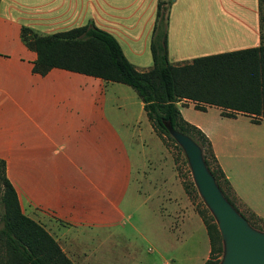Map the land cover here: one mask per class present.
I'll return each mask as SVG.
<instances>
[{"label":"crops","instance_id":"obj_1","mask_svg":"<svg viewBox=\"0 0 264 264\" xmlns=\"http://www.w3.org/2000/svg\"><path fill=\"white\" fill-rule=\"evenodd\" d=\"M178 6L167 17L171 65L259 44L258 0H183ZM155 7L156 0H0V159L21 213L72 264L138 259L134 240L117 229L113 212L125 213L123 206L149 221L169 264H203L209 255L206 230L137 95L124 84L60 68L36 74L35 53L21 40L22 28L46 35L92 23L140 57L144 48L138 51L137 43L149 40ZM119 45L137 71L151 67L150 52L141 65ZM176 105L209 139L235 197L264 219V119L222 116L207 104L198 110L185 99Z\"/></svg>","mask_w":264,"mask_h":264},{"label":"trees","instance_id":"obj_2","mask_svg":"<svg viewBox=\"0 0 264 264\" xmlns=\"http://www.w3.org/2000/svg\"><path fill=\"white\" fill-rule=\"evenodd\" d=\"M168 3L169 0L165 3L156 0L148 42L152 65L146 71H137L124 57L116 38L92 23L46 35L22 28L21 40L35 53L31 70L36 74L44 75L52 68H60L130 87L141 101L145 116L158 138L161 139L160 134H163L181 151L167 131L164 125L167 123L199 146L203 162L221 194L239 213L225 193V188L232 189L214 157L209 139L181 117L176 103L181 99L190 100L193 108L198 110L205 109L203 104L214 105L220 108L222 116L234 117L239 112L253 123H258L256 118L264 119V0H258L260 41L257 46L195 57L181 65H171L167 61ZM211 160L215 162L214 167ZM195 211L206 230L210 247L203 264H218L222 244L214 219L205 206ZM239 214L251 227L259 229L254 222ZM252 216L264 224V219L254 213ZM0 264H72L52 237L21 213L2 159Z\"/></svg>","mask_w":264,"mask_h":264},{"label":"water","instance_id":"obj_3","mask_svg":"<svg viewBox=\"0 0 264 264\" xmlns=\"http://www.w3.org/2000/svg\"><path fill=\"white\" fill-rule=\"evenodd\" d=\"M164 125L181 148L196 191L216 224L222 244L218 264H264V231L251 227L223 197L203 162L199 146L167 123Z\"/></svg>","mask_w":264,"mask_h":264},{"label":"rangeland","instance_id":"obj_4","mask_svg":"<svg viewBox=\"0 0 264 264\" xmlns=\"http://www.w3.org/2000/svg\"><path fill=\"white\" fill-rule=\"evenodd\" d=\"M164 3L166 0H163ZM173 0H169V3L166 8L167 15L170 12H176L178 5L183 2V0H175L174 5L171 4ZM186 2H194V1H202V0H184ZM208 2H215V0H206ZM224 1V0H222ZM225 20H228L226 16L223 17ZM119 44L123 47V50L127 56V58L131 62H139V64H143L146 59H149V50H148V42H145L144 45L142 42L137 43L138 51H142V47L144 48V54L140 57H134L130 55L131 53L126 50L127 44L125 46V43H121L118 41ZM125 46V47H124ZM167 61L170 64H174L172 62H175V59L172 57L167 58ZM84 75V74H82ZM87 76V75H86ZM127 88L135 95L134 91L127 86ZM136 96V95H135ZM139 100V99H138ZM262 118H256L257 122L262 121ZM161 139L159 138L162 146L168 151L172 163L174 165L176 175L178 178V181L184 191V194L189 201L190 205L194 208V210H201L205 205L203 204L201 198L199 197L196 188L193 184L191 173L188 167V164L186 162L185 156L182 151H179L175 145L171 141H169L163 134H160ZM62 145L68 146V143L66 141H62ZM57 149L61 150V147H57ZM62 152V151H60ZM215 162L211 160V166L214 167ZM193 188V190H192ZM225 188V187H224ZM102 189H98V192L101 193ZM225 193L229 197V199L233 202L235 208L239 211V213L243 214L245 217H247L251 222L255 223V227H258L259 231L264 230V224L262 220H254V216H252V213L250 210L242 203L240 202L232 193L230 189L225 188ZM101 195V194H100ZM113 200V197H112ZM105 205H107V202L105 201ZM123 206V205H122ZM125 213H122V211H114L113 214L116 215V222L119 224V227L117 229L119 230V233H121V236L123 237H129L134 240V248L135 251L137 249L139 253L138 259H134L130 262V264H162L163 262L165 264H169L170 255L166 252L161 251L155 242L153 241V238L155 237L153 234H151V226L149 224L148 220H142L140 218V214L137 212H134L132 208H126ZM138 225L144 232H147L148 234L137 232L134 228V226ZM140 229V230H141ZM151 250V251H149ZM221 258V257H220Z\"/></svg>","mask_w":264,"mask_h":264}]
</instances>
